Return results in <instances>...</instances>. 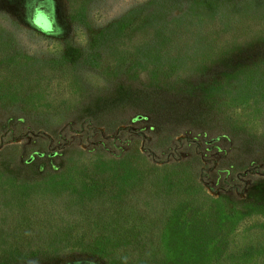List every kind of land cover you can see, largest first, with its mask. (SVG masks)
Returning <instances> with one entry per match:
<instances>
[{"label": "rangeland", "instance_id": "obj_1", "mask_svg": "<svg viewBox=\"0 0 264 264\" xmlns=\"http://www.w3.org/2000/svg\"><path fill=\"white\" fill-rule=\"evenodd\" d=\"M0 264H264V0H0Z\"/></svg>", "mask_w": 264, "mask_h": 264}, {"label": "snow or ice", "instance_id": "obj_2", "mask_svg": "<svg viewBox=\"0 0 264 264\" xmlns=\"http://www.w3.org/2000/svg\"><path fill=\"white\" fill-rule=\"evenodd\" d=\"M41 26H43V25H41Z\"/></svg>", "mask_w": 264, "mask_h": 264}]
</instances>
